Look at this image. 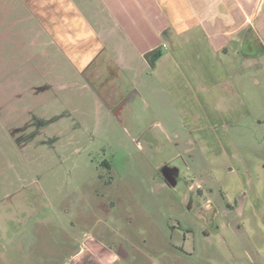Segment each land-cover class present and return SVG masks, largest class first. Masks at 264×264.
Wrapping results in <instances>:
<instances>
[{"label": "rangeland", "instance_id": "374dc122", "mask_svg": "<svg viewBox=\"0 0 264 264\" xmlns=\"http://www.w3.org/2000/svg\"><path fill=\"white\" fill-rule=\"evenodd\" d=\"M6 1L0 18L18 10ZM16 31L0 33L12 81L28 82L0 94V264H264V60L239 53L255 49L231 44L222 69L177 46L154 70L120 45L118 85L136 91L123 110L35 25Z\"/></svg>", "mask_w": 264, "mask_h": 264}, {"label": "crops", "instance_id": "0c3cea01", "mask_svg": "<svg viewBox=\"0 0 264 264\" xmlns=\"http://www.w3.org/2000/svg\"><path fill=\"white\" fill-rule=\"evenodd\" d=\"M55 1L7 0L6 4H16L18 10L13 11L6 5L8 9L0 18V33L6 38V43L10 44L16 41L12 36L19 35L20 31H16V26L35 25L38 36L34 37V40H39L43 36L47 40L50 38L56 53L62 52L72 62L80 78L81 70L102 53L107 57H114L122 69H126V60L123 51L119 49L120 45L128 46L143 58L147 53L157 51L154 66L150 68L154 70L158 68L168 49L177 46L190 49L194 47L205 51L212 58L204 63L205 67L222 68L224 65L225 69L227 49L231 44L243 49L248 48L253 39H257L264 45V17L260 15L259 21H255L263 0H57L56 3ZM26 18L29 22L23 21ZM91 19L95 21L94 26L90 24ZM56 40L59 41L58 44ZM239 53L240 59L252 60L242 51ZM1 60V67L4 68L0 94L9 98L12 97V92H9L12 84L17 88L28 82L23 83L19 78L12 81L15 61L13 59L8 61L4 56ZM43 64L46 65V58ZM198 67L200 68V65ZM28 69L26 73H29ZM32 69V72L36 71L35 68ZM230 71L231 69L227 70V75ZM221 79L216 82L217 84L214 83L216 84L214 89H220ZM30 82L35 85L34 81ZM54 88L53 83H50L43 88L34 87L32 88L34 91L27 93L37 95L42 91L51 90V94L55 95ZM14 92L16 98L19 91L15 89ZM125 101L126 99L114 109L123 106Z\"/></svg>", "mask_w": 264, "mask_h": 264}, {"label": "flooded vegetation", "instance_id": "af4514ba", "mask_svg": "<svg viewBox=\"0 0 264 264\" xmlns=\"http://www.w3.org/2000/svg\"><path fill=\"white\" fill-rule=\"evenodd\" d=\"M263 14H264V11H263ZM248 48L255 49V51L251 49V52H249V49L246 50L247 52H249V54H246V55H249L252 60L257 61L258 63L264 60L263 43H261L257 39L255 40L253 39V41H251V43L249 44ZM150 53H152L153 55L151 54L152 56H150L151 60L149 58V62L155 63L158 52L152 51ZM150 66L153 67L154 64H150ZM121 72H123L121 64H118L117 61L114 60V58L109 57V56L107 57V55L102 53L101 55H99L98 58L96 57L95 59L90 61L88 65L83 70H81L80 75H81L82 80L86 84V86L90 90H92L100 100L104 101L107 98L111 99L112 101L111 104L109 101L106 102L107 104H104L108 108L113 109L119 103H121L124 99H126L125 104H123L122 106V109L125 110L126 105L134 101L136 96L130 100L129 98H126V97L128 95L131 96L133 93L135 94L136 91L134 89L130 91H124L123 88L118 85L119 84L118 82H120V78H121L120 76ZM138 96L141 100L140 95ZM197 189H198V186H197ZM188 195L189 194H187V196ZM22 208L28 209V205H25ZM20 210L16 209L15 211L21 212Z\"/></svg>", "mask_w": 264, "mask_h": 264}, {"label": "water", "instance_id": "95a60500", "mask_svg": "<svg viewBox=\"0 0 264 264\" xmlns=\"http://www.w3.org/2000/svg\"><path fill=\"white\" fill-rule=\"evenodd\" d=\"M263 11H264V0L260 7L259 16L256 18L255 21H259L260 15L264 17ZM69 264H98V262L90 258L88 254L83 253L78 258H75L74 260H72Z\"/></svg>", "mask_w": 264, "mask_h": 264}, {"label": "trees", "instance_id": "16d2710c", "mask_svg": "<svg viewBox=\"0 0 264 264\" xmlns=\"http://www.w3.org/2000/svg\"><path fill=\"white\" fill-rule=\"evenodd\" d=\"M151 54H152V53L146 54V55H145V59H147V60H148V59H149V57H150L149 55H151Z\"/></svg>", "mask_w": 264, "mask_h": 264}]
</instances>
